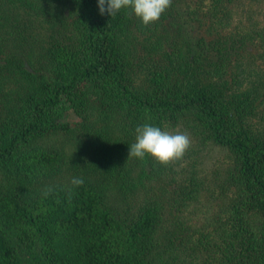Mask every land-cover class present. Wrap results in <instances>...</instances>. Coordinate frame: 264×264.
Instances as JSON below:
<instances>
[{"label":"trees","instance_id":"trees-1","mask_svg":"<svg viewBox=\"0 0 264 264\" xmlns=\"http://www.w3.org/2000/svg\"><path fill=\"white\" fill-rule=\"evenodd\" d=\"M75 1L82 20L60 31L42 60L31 61L33 49L21 36L26 53L2 55L0 76L9 86L0 87V264H191L179 248L158 242L165 205L158 194L142 191L158 172L157 162L129 158L138 126L163 130L177 120L201 142L227 148L238 162L240 198L229 227L198 241H210L225 264H264V131L254 135L242 100L226 80L217 83L218 68L210 69L200 55L189 60L179 45L167 53L170 67L153 65L138 84L121 35L139 18L130 8L111 17L100 14L98 0ZM213 2L216 16L224 12V0ZM63 94L79 112L89 110L96 94L109 115L122 113L125 138L113 139L106 126L92 129L95 136L85 143L91 172L77 176L81 186L47 181L77 161L60 145L33 142L51 109L62 106ZM185 188L195 191L194 185Z\"/></svg>","mask_w":264,"mask_h":264},{"label":"rangeland","instance_id":"rangeland-1","mask_svg":"<svg viewBox=\"0 0 264 264\" xmlns=\"http://www.w3.org/2000/svg\"><path fill=\"white\" fill-rule=\"evenodd\" d=\"M213 5V0H172L157 22L144 26L139 19L121 37L131 52L138 84L153 65L173 64L167 53L174 45H179L189 60L195 61L200 55L210 69L220 70L215 76L217 83L226 80L229 89L242 100L247 123L259 136L264 131V0H224L225 10L217 16ZM81 16L82 8L75 0H1L0 63L2 55L26 53L18 41L20 36L23 44L33 49L31 61L42 60L60 31L72 29ZM3 77L2 89L9 86ZM62 97V106L51 109L45 131L33 142L60 145L77 161L76 168L63 166L47 180L70 185L73 177L91 172L85 143L95 136L92 129L106 126L113 139L125 137L122 113L109 115L100 95L90 97L92 105L86 112L75 110L68 95ZM184 125L181 120L168 121L163 130L186 132ZM188 135L191 146L186 153L193 152V157L184 155L180 161L162 165V169L157 163L158 172L142 191L158 194L165 205L158 237L161 247L179 248V256L187 263L225 264L211 242L201 243L198 237L203 233L217 237L216 230L229 227L228 215L240 198L238 162L227 148ZM191 172L195 174L193 180H189ZM187 184L191 188L194 185L195 191L185 193Z\"/></svg>","mask_w":264,"mask_h":264},{"label":"clouds","instance_id":"clouds-1","mask_svg":"<svg viewBox=\"0 0 264 264\" xmlns=\"http://www.w3.org/2000/svg\"><path fill=\"white\" fill-rule=\"evenodd\" d=\"M172 0H98L101 15L111 17L122 9H131L144 26L157 22L161 15L171 6ZM135 142L130 144L129 158L143 160L151 156L159 164H168L183 159L191 146V139L187 132H170L160 127L145 123L135 129ZM72 185L81 186L83 178L73 177ZM52 192L48 187L43 195L47 197Z\"/></svg>","mask_w":264,"mask_h":264}]
</instances>
